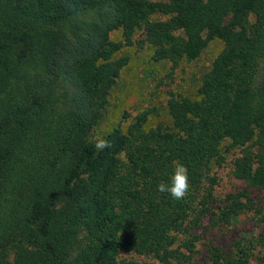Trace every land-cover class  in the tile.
<instances>
[{
  "label": "trees",
  "instance_id": "16d2710c",
  "mask_svg": "<svg viewBox=\"0 0 264 264\" xmlns=\"http://www.w3.org/2000/svg\"><path fill=\"white\" fill-rule=\"evenodd\" d=\"M210 42L222 49L194 98L166 91L168 125L136 117L96 149L124 47L173 70ZM175 163L181 200L157 191ZM214 167L239 183L220 198ZM263 189L264 0H0V264H197L203 217L221 238L206 264H251L223 235L246 222L264 245Z\"/></svg>",
  "mask_w": 264,
  "mask_h": 264
},
{
  "label": "rangeland",
  "instance_id": "374dc122",
  "mask_svg": "<svg viewBox=\"0 0 264 264\" xmlns=\"http://www.w3.org/2000/svg\"><path fill=\"white\" fill-rule=\"evenodd\" d=\"M118 37L117 32L109 34L112 41L118 40ZM221 49L220 43L210 42L196 60L189 63L181 62L171 70L169 62L153 60L150 53L144 49H138L135 46L124 47L118 55L126 56L127 62L120 70L115 85L109 92L103 119L91 134L90 139L99 141L111 127L119 126L124 131L136 117L144 118L142 126L146 129L156 125H168L169 120L164 107L166 91L172 90L188 98H194L201 76L209 69L211 62ZM66 103L64 99H61L58 109L64 110ZM212 170L219 178L215 197L220 198L224 193L238 187V182L227 179L223 168L214 167ZM261 197L264 201V189L261 191ZM252 228V225L246 222H231L230 232L223 236L231 237L234 232L239 234V238L254 255L250 260L251 264H257L260 259L264 263V245L257 231ZM211 229L208 226L207 217H203L198 228L189 231L196 237L193 258L197 264H206L207 245L214 240H221L220 234L215 230L216 233H214ZM85 237L86 230L81 228L78 234V247L84 243ZM181 238L177 235L176 245L180 243ZM141 260L148 263L154 262L151 257L142 256Z\"/></svg>",
  "mask_w": 264,
  "mask_h": 264
},
{
  "label": "clouds",
  "instance_id": "9594fccd",
  "mask_svg": "<svg viewBox=\"0 0 264 264\" xmlns=\"http://www.w3.org/2000/svg\"><path fill=\"white\" fill-rule=\"evenodd\" d=\"M95 147L99 151L110 147V144L107 141L101 139L97 141ZM188 189L189 184L187 168L179 163H175L174 165V172L171 177L170 184L161 182L157 186V191L161 193L167 192L175 200L183 199L186 196Z\"/></svg>",
  "mask_w": 264,
  "mask_h": 264
}]
</instances>
